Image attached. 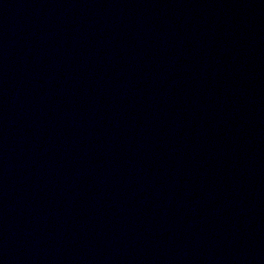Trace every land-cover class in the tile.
Instances as JSON below:
<instances>
[{"label": "water", "instance_id": "water-1", "mask_svg": "<svg viewBox=\"0 0 264 264\" xmlns=\"http://www.w3.org/2000/svg\"><path fill=\"white\" fill-rule=\"evenodd\" d=\"M0 264H264V0H0Z\"/></svg>", "mask_w": 264, "mask_h": 264}]
</instances>
